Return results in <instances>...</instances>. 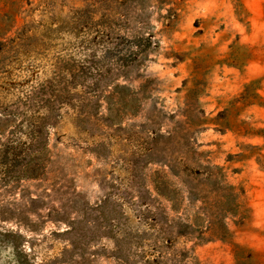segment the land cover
<instances>
[{"label": "rangeland", "instance_id": "374dc122", "mask_svg": "<svg viewBox=\"0 0 264 264\" xmlns=\"http://www.w3.org/2000/svg\"><path fill=\"white\" fill-rule=\"evenodd\" d=\"M82 25L109 49L61 78ZM50 81L70 107L16 177L5 115ZM8 229L36 264H264V0H0Z\"/></svg>", "mask_w": 264, "mask_h": 264}, {"label": "trees", "instance_id": "16d2710c", "mask_svg": "<svg viewBox=\"0 0 264 264\" xmlns=\"http://www.w3.org/2000/svg\"><path fill=\"white\" fill-rule=\"evenodd\" d=\"M111 41V36L100 28L95 27L92 29L82 25L79 37H77L74 43L69 45L70 49L67 52L69 68L63 72L61 78L65 77L66 79V77H70L73 68H75L76 71L78 70L77 75L86 79L91 71L98 69L101 60L105 58V56L100 57L99 55L102 45L106 44L104 49L107 50ZM105 52L107 53V51ZM135 56L134 52L129 51L127 58L130 61ZM121 62V66L125 67L124 62ZM49 83L50 85L47 86L45 92H40L36 86H30L20 101L15 103L17 105L16 110L10 111V113L5 115L16 118L20 117L21 119L3 144L5 147V150H3L4 155L9 156L10 152L18 153L17 158L13 160V171H11L12 175L16 177L21 173L24 174L26 169L34 162L30 157V146L34 144L35 146H41L42 140L39 138L43 135L44 131L54 127L56 119L61 117V110L64 107H70L69 86L66 85L63 88V95H59L60 91L53 89L54 86L52 84H55L54 81H50ZM50 88L52 89L50 90ZM44 111L45 114H43ZM0 247H3L1 252L7 251L5 254L3 253L4 258L0 259V264H36L32 259L33 255L25 248L22 235L17 234V232L10 229L0 230Z\"/></svg>", "mask_w": 264, "mask_h": 264}]
</instances>
